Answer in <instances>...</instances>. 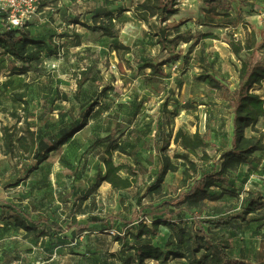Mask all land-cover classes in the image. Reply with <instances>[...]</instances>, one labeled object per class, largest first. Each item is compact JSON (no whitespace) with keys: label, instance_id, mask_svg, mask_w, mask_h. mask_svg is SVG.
Segmentation results:
<instances>
[{"label":"rangeland","instance_id":"obj_1","mask_svg":"<svg viewBox=\"0 0 264 264\" xmlns=\"http://www.w3.org/2000/svg\"><path fill=\"white\" fill-rule=\"evenodd\" d=\"M137 1L44 0L41 13L30 22L36 43L28 45L27 60L0 48V264H127L134 254L131 232L137 223H151L153 209L154 218L169 217L163 203L190 167L185 157L200 172L209 171L216 165L218 148L230 144L229 96L199 77L212 73L230 90L236 87L240 60L227 42L231 37L254 46L256 58L264 60V47H259L264 42V0H178V12L168 22L191 30L196 38L181 42L174 53L162 50L155 30L135 17ZM111 23L114 37L99 28ZM148 63L158 70L145 67ZM89 67L92 78L83 86L85 105L80 106L74 98L77 79ZM254 91L264 97V82ZM43 104L54 108L48 117ZM118 123L127 127L111 142ZM179 128L189 134L201 131L209 146L183 149L174 142ZM256 128L264 137V117ZM69 133L73 136L37 162L44 152L34 139L57 143ZM251 133L246 129V135ZM107 149L116 164H134V155L140 157L147 168L142 189L97 184L99 171L105 173ZM205 154L213 159H202ZM160 174V192L149 194ZM255 189L264 194V150L233 173L230 185L214 188L224 191L220 200L209 202L219 211L194 209L195 218L184 212L180 225L197 227L196 221L239 209ZM145 204L149 206L141 208ZM14 207L30 217L29 228L12 217ZM118 211L126 221L92 223L82 232L73 226L74 219L86 223L92 216ZM132 217L138 219L135 225L128 222ZM203 224L216 238L232 240V255L264 264V209L226 226ZM171 233L161 225L159 236L141 242L165 247ZM119 235H127L125 243L116 240ZM170 264L190 262L178 257Z\"/></svg>","mask_w":264,"mask_h":264},{"label":"trees","instance_id":"obj_2","mask_svg":"<svg viewBox=\"0 0 264 264\" xmlns=\"http://www.w3.org/2000/svg\"><path fill=\"white\" fill-rule=\"evenodd\" d=\"M211 3V1L207 0ZM178 0H138L135 4V17L149 24L151 29L155 30L157 42L162 50L174 53L177 46L181 42H191L195 40L196 35L191 30H181L177 23H169L170 17L178 12ZM214 8V7H213ZM154 20V23L152 22ZM94 21L97 23V19ZM95 27V26H94ZM30 23L23 27L8 28L6 23L0 19V48L14 58L25 61L27 60V48L31 43L36 41L31 36ZM102 32L110 37H114L116 31L111 23L110 27L101 26ZM233 53L240 60L238 69L239 80L236 87L230 90L227 85L216 79L212 73H206L199 77V80L208 81L213 86L221 88L228 96L229 105L233 112V134L230 144L226 147H219V157L216 165L209 171L200 172L199 165L194 161L185 157L190 167L184 173L179 187L176 188L174 194H170L164 200L163 209L169 217L156 219L154 209L149 213L153 218L151 223L139 221L131 236L136 240V243L131 247L134 254L128 257L127 264H146L148 260L157 261L159 264H170L172 258L188 257L190 264H263L232 255L229 249L233 248V242L227 237L214 236L210 227H205L203 223H209L216 227L226 226L231 224L236 218L246 221L252 213L261 212L264 209V194L260 190H250L244 198L239 209L230 211L225 214H219L216 217L205 218L202 221H196L197 227L183 226V213H190L194 218V209L212 208L209 202L220 200L224 191H214L215 187L225 188L230 185L233 173L239 170L241 165L257 151L264 150V137L262 133H258L256 125L260 118L264 117V97L254 91L257 85L264 82V60L257 59L255 47L243 44L241 41L230 38L228 39ZM195 43V42H194ZM260 48L264 47V42L259 44ZM207 63V59L202 58ZM145 67H150L153 71H157L155 63H148ZM27 69V67H26ZM92 78L91 67L84 69L77 79V88L74 93V98L79 102L80 106L85 103L81 101V94L84 84ZM25 92L22 97H25ZM65 98L67 94H63ZM43 113L48 117L54 112L51 105L43 104ZM91 107L88 108V111ZM125 123H118L117 127L112 131L113 136L110 137L111 142H116L114 134L125 129ZM250 128L252 133L246 135V129ZM74 133V132H73ZM73 133H69L66 140H61L57 143H52L45 139L38 141L34 139L35 146L40 144L43 148V154H39L38 163L44 162L50 152L56 150L59 145L64 144ZM7 145L10 146L11 141L6 138ZM170 139L164 141V149L170 144ZM174 142L185 150L196 151L205 149L209 146V141L205 134L197 130L193 134H189L182 128H179L174 136ZM117 147L122 150V144H117ZM164 157L161 160L164 163ZM202 159H213L208 154H205ZM105 173L99 171L97 174V184L108 182L113 188L118 190L129 189L131 187L141 188L145 182L147 168L143 164L139 156L134 155V164L123 163L116 164L112 158L111 150L107 149V156L103 159ZM219 165V168L217 167ZM165 168L166 164L164 165ZM127 175H124L123 172ZM163 174H160L159 180L149 187V194L159 193ZM142 189V188H141ZM140 190V189H139ZM149 205L141 206L147 208ZM161 207V206H159ZM12 217L15 221L25 228H29L27 220L30 217L17 208ZM176 216V218L174 217ZM126 221L122 211L109 213L105 217L92 216L88 222L81 223L74 219L73 226L76 230L82 232L88 230L92 223L101 221ZM137 218L132 217L128 220L129 223L135 225ZM165 225L171 230V239L167 241L166 246L156 245L152 241L141 242L143 238L150 239L160 235V226ZM127 235H119L116 240L125 243ZM175 246L169 248V246ZM202 252V253H201Z\"/></svg>","mask_w":264,"mask_h":264},{"label":"built area","instance_id":"obj_3","mask_svg":"<svg viewBox=\"0 0 264 264\" xmlns=\"http://www.w3.org/2000/svg\"><path fill=\"white\" fill-rule=\"evenodd\" d=\"M42 2L43 0H0V19L8 28L23 27L41 13Z\"/></svg>","mask_w":264,"mask_h":264},{"label":"crops","instance_id":"obj_4","mask_svg":"<svg viewBox=\"0 0 264 264\" xmlns=\"http://www.w3.org/2000/svg\"><path fill=\"white\" fill-rule=\"evenodd\" d=\"M43 2H44V0H43ZM43 2H42V4H43Z\"/></svg>","mask_w":264,"mask_h":264}]
</instances>
